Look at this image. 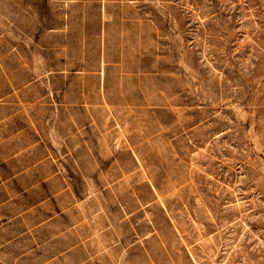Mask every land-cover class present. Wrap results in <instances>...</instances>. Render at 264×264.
I'll use <instances>...</instances> for the list:
<instances>
[{
  "label": "rangeland",
  "instance_id": "rangeland-1",
  "mask_svg": "<svg viewBox=\"0 0 264 264\" xmlns=\"http://www.w3.org/2000/svg\"><path fill=\"white\" fill-rule=\"evenodd\" d=\"M38 1L0 0V264H264V0H136L184 91L87 163L54 157Z\"/></svg>",
  "mask_w": 264,
  "mask_h": 264
},
{
  "label": "crops",
  "instance_id": "crops-1",
  "mask_svg": "<svg viewBox=\"0 0 264 264\" xmlns=\"http://www.w3.org/2000/svg\"><path fill=\"white\" fill-rule=\"evenodd\" d=\"M30 16L37 19L29 33L36 63L27 65L54 92V157L102 162L150 146L151 126L174 98L175 76L184 91L183 72L175 74L159 51L157 18L136 0H39Z\"/></svg>",
  "mask_w": 264,
  "mask_h": 264
}]
</instances>
